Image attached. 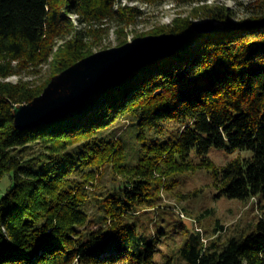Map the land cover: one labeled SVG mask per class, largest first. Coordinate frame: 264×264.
Masks as SVG:
<instances>
[{
  "label": "trees",
  "instance_id": "obj_1",
  "mask_svg": "<svg viewBox=\"0 0 264 264\" xmlns=\"http://www.w3.org/2000/svg\"><path fill=\"white\" fill-rule=\"evenodd\" d=\"M201 13L214 22L204 30L185 17L152 32L186 36L175 51L79 109L19 129L14 105L44 92L49 84L32 78L51 58L55 77L95 52L107 23L125 30L142 13L120 0H0V181L13 179L0 198V264H174L173 255L160 259V222L153 233L142 216L177 174L208 169L220 194H264V11L238 20L224 7ZM212 147L252 155L218 166ZM106 168L111 184L101 180ZM220 241L194 231L178 257L264 264V209L248 235Z\"/></svg>",
  "mask_w": 264,
  "mask_h": 264
},
{
  "label": "rangeland",
  "instance_id": "obj_2",
  "mask_svg": "<svg viewBox=\"0 0 264 264\" xmlns=\"http://www.w3.org/2000/svg\"><path fill=\"white\" fill-rule=\"evenodd\" d=\"M124 6L137 7L141 16L130 27L121 30L117 21L107 23L105 33L94 43L95 52L122 45L123 40L133 41L138 37L154 35L152 32L164 28L175 19L191 17L197 23L210 25V19L204 20L206 7H224L230 9L234 19L264 11V0H120ZM197 16V17H196ZM94 52V53H95ZM93 54V53H92ZM89 56V55H88ZM53 61L51 58L36 79L38 84L50 83L54 78ZM18 82L20 75L7 78ZM47 84V85H48ZM41 95V94H40ZM127 122L122 121L119 131H125ZM37 152L36 146L27 151L28 156ZM250 150H228L227 148L212 147L209 156L216 165L238 157H249ZM112 173L105 169L101 178L102 183H112ZM174 181L162 190L160 207L142 216L146 225H150L155 233V220L160 222V259L165 261L167 255H173L174 264H185L178 257V247L194 231H201L205 241L209 243L215 238L225 243L236 235H248L264 209V194L248 200L230 198L220 194L211 170L198 169L177 174ZM13 186L11 173L8 172L0 181V198ZM2 218H0V229Z\"/></svg>",
  "mask_w": 264,
  "mask_h": 264
},
{
  "label": "water",
  "instance_id": "obj_3",
  "mask_svg": "<svg viewBox=\"0 0 264 264\" xmlns=\"http://www.w3.org/2000/svg\"><path fill=\"white\" fill-rule=\"evenodd\" d=\"M205 26L196 24L199 30ZM186 39L175 33L138 37L82 58L56 75L41 95L14 105L16 126L30 128L81 108L98 90L121 82L144 65L175 51Z\"/></svg>",
  "mask_w": 264,
  "mask_h": 264
}]
</instances>
